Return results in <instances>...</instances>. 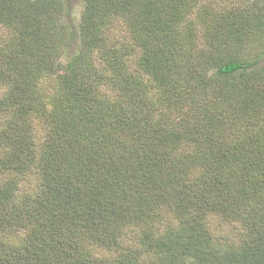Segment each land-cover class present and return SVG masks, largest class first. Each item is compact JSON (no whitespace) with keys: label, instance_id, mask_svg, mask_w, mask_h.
<instances>
[{"label":"trees","instance_id":"obj_1","mask_svg":"<svg viewBox=\"0 0 264 264\" xmlns=\"http://www.w3.org/2000/svg\"><path fill=\"white\" fill-rule=\"evenodd\" d=\"M237 4L0 0V264H264V0Z\"/></svg>","mask_w":264,"mask_h":264},{"label":"rangeland","instance_id":"obj_2","mask_svg":"<svg viewBox=\"0 0 264 264\" xmlns=\"http://www.w3.org/2000/svg\"><path fill=\"white\" fill-rule=\"evenodd\" d=\"M222 1H227V3L233 2L234 4L238 3L239 7L245 8V6H247L248 3H251L254 0H222ZM69 4L71 8V14H69L67 23L75 24V22H77L80 18V14L83 9V0H69ZM262 47H264V40L262 41L261 46L255 47L254 50L260 51ZM214 228H215L216 233H218L219 235H224V236L230 235L231 237H238L242 231L240 225H238L237 223L222 220L220 218L214 219L213 229Z\"/></svg>","mask_w":264,"mask_h":264}]
</instances>
